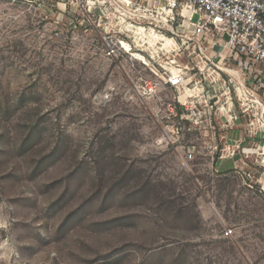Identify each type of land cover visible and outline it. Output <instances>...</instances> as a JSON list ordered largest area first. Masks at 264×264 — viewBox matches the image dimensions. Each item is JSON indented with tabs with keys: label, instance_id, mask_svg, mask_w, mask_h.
Returning <instances> with one entry per match:
<instances>
[{
	"label": "rangeland",
	"instance_id": "1",
	"mask_svg": "<svg viewBox=\"0 0 264 264\" xmlns=\"http://www.w3.org/2000/svg\"><path fill=\"white\" fill-rule=\"evenodd\" d=\"M151 1L0 0V264H264L261 68Z\"/></svg>",
	"mask_w": 264,
	"mask_h": 264
},
{
	"label": "built area",
	"instance_id": "2",
	"mask_svg": "<svg viewBox=\"0 0 264 264\" xmlns=\"http://www.w3.org/2000/svg\"><path fill=\"white\" fill-rule=\"evenodd\" d=\"M159 18H169L171 33L182 45L204 53V48H217L213 57H236L245 68L257 65L259 87L264 90V0H153ZM150 6V1H148ZM177 27L174 30V25ZM174 40V38H173ZM205 50V51H206ZM212 60V61H213ZM212 61H208L212 63ZM167 84L180 88L182 76L168 78ZM230 230L226 231V235Z\"/></svg>",
	"mask_w": 264,
	"mask_h": 264
},
{
	"label": "bare ground",
	"instance_id": "3",
	"mask_svg": "<svg viewBox=\"0 0 264 264\" xmlns=\"http://www.w3.org/2000/svg\"><path fill=\"white\" fill-rule=\"evenodd\" d=\"M152 38H154V37H152ZM131 49V48H130ZM220 69V68H219ZM224 72H227V73H230V74H233V75H236V76H238L237 74H236V72H233V71H231V70H228V69H225V68H223L222 69ZM188 92H190V91H188Z\"/></svg>",
	"mask_w": 264,
	"mask_h": 264
}]
</instances>
